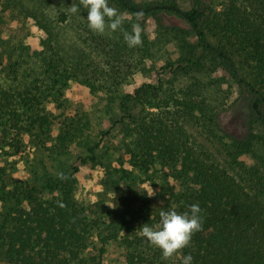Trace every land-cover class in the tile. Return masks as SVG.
Here are the masks:
<instances>
[{
  "label": "rangeland",
  "instance_id": "1",
  "mask_svg": "<svg viewBox=\"0 0 264 264\" xmlns=\"http://www.w3.org/2000/svg\"><path fill=\"white\" fill-rule=\"evenodd\" d=\"M130 1L145 9L158 2H175L188 10L194 0ZM74 2L79 4V0H0V88L11 85L7 72L25 56L38 58L32 59L34 68L43 69L41 58L56 55L71 76L56 86L63 96L47 103L57 124L52 141L30 142L31 136L23 135L21 149L0 153V167L6 168L10 187L35 186L37 196L45 200L59 194L56 182L61 172L73 174L77 200L89 208L91 219L100 221L90 241L91 251L103 246L104 264H123L120 239L124 235L101 242L111 232L107 209L111 204L104 182L113 173L122 184L136 183L150 194L154 184L161 183L132 165L127 150V144L136 145L142 117L159 112L171 121L180 119L195 147L251 185L264 176V124L253 113V98L212 58L201 70L178 69L201 51L194 50L197 39L176 14L163 9L144 13L143 44L129 48L120 31L93 33L87 26V9L80 5L78 13L68 11ZM108 2L125 15L123 27L131 32L136 16L116 0ZM205 2L213 14L250 5L249 0ZM149 84L156 89H148ZM66 117L74 120L76 135L61 142L55 136L61 134ZM122 118L125 121L117 125ZM92 148L99 162L82 164L80 158H90ZM75 167H79L76 173Z\"/></svg>",
  "mask_w": 264,
  "mask_h": 264
},
{
  "label": "trees",
  "instance_id": "2",
  "mask_svg": "<svg viewBox=\"0 0 264 264\" xmlns=\"http://www.w3.org/2000/svg\"><path fill=\"white\" fill-rule=\"evenodd\" d=\"M249 1L248 6L213 14L205 0H194L188 10L175 2H158L145 9L130 0H116L134 15L163 9L188 23L197 39L194 50L201 52L178 69L201 70L212 58L253 98V113L264 124V0ZM32 59L20 57L6 75L11 85L0 88V153L6 155L9 149H21L26 134L30 142L52 141L57 124L47 103L63 96L56 86L71 77L56 55L41 58L43 69L34 68ZM180 121L159 112L138 121L136 145L127 144L132 165L161 183L154 184V194L149 196L146 188L136 183L126 186L108 173L104 185L112 206L107 208L111 232L101 242L124 235L120 239L123 264H181L175 258L162 259L161 251L139 235L140 228L154 227L160 211L174 207L184 213L199 204L203 230L182 255L191 254L193 264H264V176L252 185L240 180L195 147ZM74 127V120L66 117L61 134L55 137L61 142L75 137ZM95 150H90V158H80L81 163L99 162ZM65 175L67 180L56 182L59 194L45 200L37 196L35 186L10 187L7 170L0 167V207L5 210L0 213L1 264H104L105 248L93 252L90 247L100 221L91 219L89 208L77 200L73 174Z\"/></svg>",
  "mask_w": 264,
  "mask_h": 264
},
{
  "label": "clouds",
  "instance_id": "3",
  "mask_svg": "<svg viewBox=\"0 0 264 264\" xmlns=\"http://www.w3.org/2000/svg\"><path fill=\"white\" fill-rule=\"evenodd\" d=\"M80 5L87 9V26L95 34L104 35L120 31L129 48L142 46V27L140 21L144 13H135L136 22L131 25V32L124 29L126 17L114 7L109 6L108 0H79V4L73 3L68 11L76 14L80 11ZM69 177L60 173L58 179L67 180ZM152 196L151 194H148ZM63 206V205H61ZM109 207H112L108 205ZM160 220L150 227L144 224L140 228L139 235L146 239L154 248L162 253V259H178L181 264H193L191 254L182 255L185 248L190 246L193 236L203 230L201 208L199 204H192L189 210L178 213L173 207L169 211H160Z\"/></svg>",
  "mask_w": 264,
  "mask_h": 264
}]
</instances>
